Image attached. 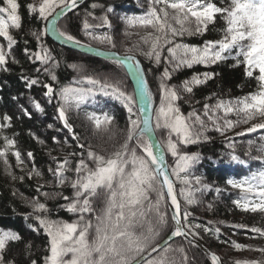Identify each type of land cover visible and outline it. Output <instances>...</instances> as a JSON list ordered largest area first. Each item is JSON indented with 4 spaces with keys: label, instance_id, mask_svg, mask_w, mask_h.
I'll list each match as a JSON object with an SVG mask.
<instances>
[{
    "label": "snow or ice",
    "instance_id": "6c2138e0",
    "mask_svg": "<svg viewBox=\"0 0 264 264\" xmlns=\"http://www.w3.org/2000/svg\"><path fill=\"white\" fill-rule=\"evenodd\" d=\"M135 2L139 11L119 19L122 34L125 37L136 34L140 43L125 48L122 56L112 53L110 57L117 67L125 70V76L131 73L136 78L131 92L123 79L111 74H89L76 63L68 65L75 75L65 85L54 87L53 83L40 80L44 75L59 84L55 70L60 61L41 42L46 32L51 31L65 44L92 51L91 44H83L70 32L62 31L58 23L67 12L79 9L81 0H27L23 5L19 0H3L0 5V38L6 41L0 44L2 71H10V62L19 63L12 49L20 41L11 30L24 28L21 9L31 19L47 22L43 32L29 29L39 50L25 47L24 53L32 65L38 61L40 66L34 68L35 77L22 74L21 79L29 90L33 86L42 87L49 104L55 100L54 119L60 124L55 130L66 133L62 138H51L57 147L47 153L51 179L46 183L52 191L39 184L33 197L20 196L21 203L30 209L22 214L25 221H30L29 230L37 235L42 231L47 237L42 264H194L195 257L189 258V249L200 248L208 255L199 243L203 239L201 231L217 239L221 234V228L211 220L194 222L196 217L191 209L201 205L203 197L213 192L219 197L232 190L235 198L231 203L236 209L264 214V0ZM114 12L108 0H93L84 9L78 30L84 37L108 45L109 50L115 49L118 30L110 19ZM218 25V39L204 40L201 46L185 42L186 37H202ZM100 29L105 31L98 32ZM23 43L27 45L29 41L24 39ZM133 48L136 53L130 54ZM137 56L149 61L148 71L157 73L155 96ZM229 59L235 61L234 66H244L245 76L255 81V90L227 100L213 93L200 108L185 101L191 110L184 114L179 101L185 94L194 96V89L207 85L216 73L205 71L171 84L173 74L182 68L194 65L208 68ZM214 98L215 103L208 102ZM108 100L118 102L125 112L123 128L115 114L106 110ZM31 102L35 110L44 113L38 101L33 98ZM21 112L28 118L32 116L23 106ZM11 120L6 113L0 117V162L15 181L17 177L9 171L12 165L8 157L15 158L21 171L24 160L16 140L3 134L11 127ZM77 120L81 122L80 130ZM157 132L162 138H157ZM211 133L223 137L226 146V151L213 153L217 161L247 169L241 179H228L224 188L206 183L202 175L195 174L197 166L212 157L189 150L190 146L211 143ZM249 134L256 135L249 138ZM236 137H245L243 152L238 151ZM33 138L45 145L34 134ZM57 150L65 155L53 156L52 152ZM27 156L33 161L27 178H43L44 173L35 167L33 153L29 151ZM24 178L19 179L23 182ZM65 186L70 195L64 194ZM48 201L55 203L57 218H52L53 208ZM213 207L212 202L206 205L208 211ZM60 211L71 213L76 219L65 221L58 217ZM218 224L233 229L248 228L264 238V228L256 225L249 228L243 223ZM176 238L182 242L176 243ZM223 242L237 251H257L264 256V247ZM19 243H24L27 264H37L32 242H25L16 230L2 228L0 264H17L11 253L12 245ZM210 259L211 264H223L215 253L210 254ZM233 264H264V261L237 260Z\"/></svg>",
    "mask_w": 264,
    "mask_h": 264
},
{
    "label": "trees",
    "instance_id": "16d2710c",
    "mask_svg": "<svg viewBox=\"0 0 264 264\" xmlns=\"http://www.w3.org/2000/svg\"><path fill=\"white\" fill-rule=\"evenodd\" d=\"M23 5L27 0H19ZM93 0H86L79 9H74L69 12L65 17H63L59 26L62 31L70 32L72 35L76 36L81 42L91 44L93 47L101 48L107 51H114L120 54L125 53V48L133 47L140 43V38L136 34H131L125 37L122 34V22L119 17L127 15H132L133 12H138V8L135 0H108L114 8L115 12L110 14V19L114 28L118 30L116 35L117 47L115 49L109 50V46L106 44H100L99 42L92 41L87 37L83 36L80 32L79 22L80 18L84 15V9L92 3ZM3 4V0H0V5ZM21 13L24 14V28L20 31L11 30V34L16 37L20 42L14 46L12 49V55L19 61V63H9L8 68L10 71L0 70V117L5 113L12 117L11 127L4 130V135L9 138H14L16 140V147L22 154L24 160L23 171L20 167L16 166L15 158L11 155L8 157L12 167L9 171L14 172L17 179L12 181L11 178L5 173V165L0 162V228L8 230L18 231L24 241H31L35 251L34 257L37 259V264H42V257L46 255L44 248L47 245V237L41 233L37 235L28 228V223L30 221H25L23 219L24 213L30 211L28 207L20 201V196L23 194L25 197H33L35 195V188L39 184H44L45 189L52 191V189L47 187V181L51 179L50 174L47 171L51 160L48 156V151L51 148L57 147L52 141L53 136L62 138L66 133H57L56 128L60 127L58 121L54 119L55 116V100L49 104L47 99L44 97V89L40 86H33L30 90L26 87L25 82L21 79V75L36 76L34 68L39 67L40 64L37 61L35 65H32L27 56L24 53V48H29L30 51H38V45L35 38L29 34V29L32 31L39 30L43 32L47 22H41L38 20H33L27 16L25 10L22 8ZM77 13L79 15H77ZM97 14L100 12L97 10ZM219 25L216 29L209 31L204 36L186 37L185 42L191 43L196 46H201L204 40L218 39ZM104 29L98 30V32H103ZM144 33L141 32V35ZM27 39L29 43L25 45L23 40ZM41 42L43 45L52 50V55L60 61L59 67L55 70L56 75L59 78V84H55L48 77L41 75L40 80L46 83H53L54 87H59L60 85H65L70 82L75 73L68 65L76 63L81 66L89 74H111L119 79H123L124 83L127 85V89L131 92L134 88L130 75H124V69L119 68L115 65L114 61L99 58L81 51L73 50L64 47L51 39V37L46 32L41 36ZM0 44H6L3 38H0ZM136 49L133 48V52L130 54H135ZM141 60L144 72L149 82V87L153 91L154 96L157 95V73L155 71H148L151 67L149 61L144 59L142 56H137ZM235 61L229 59L227 61L219 62L216 65L206 68L203 65H194L192 68H182L179 72L173 74V79L169 82L171 84H178L184 79H190L194 74L203 73L205 71H211L216 73L214 79L210 80L207 85L200 86L194 89V96L184 95V99L179 101L181 111L187 114L191 110L188 103L185 101H191L192 106L196 108L202 107L207 96L216 93L219 97L225 100L229 98L242 97L248 93L255 90V81L249 79L245 76L244 66H234ZM12 97H17L18 99L13 100ZM38 101L44 108V113H40L34 109L32 104V99ZM196 101H200V104H196ZM210 103H215L214 98ZM21 106L27 108L31 113V118H28L21 112ZM106 110H110L115 114L117 122L120 127L124 126V116L121 105L114 101L108 100L106 103ZM80 121L77 120V130H80ZM52 124L53 128H48V125ZM240 130V129H237ZM17 134V135H13ZM39 137L40 140L45 141V145L39 143L33 138ZM213 136V141L211 143L201 144L199 146H190L189 150L192 152L200 151L205 157H212L211 160H204L200 165L197 166L195 170L196 175H202L206 183L212 184L215 187L224 188L226 187V181L228 179H241L243 175L247 174V169L240 166H229L221 164L217 161L216 156L213 153H221L226 151V146L222 143L223 137L215 133H211ZM256 134H249V138H254ZM157 137L162 138L161 133L157 132ZM235 143L237 144L238 151L243 152L245 149V137H236ZM74 147V146H73ZM70 151L71 149H67ZM31 151L34 155L35 167L44 173L43 178H33L28 179L27 173L31 170L33 161L27 156V152ZM53 156L63 157L65 155L64 151H53ZM171 163V159L169 158ZM55 167V165H53ZM255 168V164L253 165ZM24 176L23 182L20 181V177ZM65 195H70L71 191L67 186L63 189ZM15 192L17 195L13 197L12 193ZM235 196L232 190L223 193L219 197L213 192L203 197L204 202L191 209L193 211L196 223H204L208 220L217 223V226L221 228V234L219 239L215 235H205L201 231V236L203 239L200 240L206 247L211 251L216 252L222 256L223 264H233V261H243V260H261L264 261V256H262L257 251L242 250L237 251L233 249L230 243H224L223 241H236L242 245L253 247V244H264V238H259L257 234L249 231L248 228L245 229H233L225 227L224 225L218 224L219 221H224L226 224L233 223H243L249 226L253 225L264 228V219L260 213L251 214L244 213L239 209H236L232 205L231 200ZM43 201V198L41 197ZM63 202V201H60ZM212 202L214 207L212 211H208L206 205ZM48 206L53 208L52 218H57L55 212V203L48 201ZM15 210V211H13ZM58 217L65 221L73 222L76 217L67 213L66 211H60ZM235 232V234H233ZM180 238H176V243H181ZM185 247L186 242H183ZM12 255L17 259V264H27L25 259L24 243L13 244L12 245ZM188 256L191 259L195 257L194 264H211V259L199 248H191L188 251Z\"/></svg>",
    "mask_w": 264,
    "mask_h": 264
},
{
    "label": "water",
    "instance_id": "95a60500",
    "mask_svg": "<svg viewBox=\"0 0 264 264\" xmlns=\"http://www.w3.org/2000/svg\"><path fill=\"white\" fill-rule=\"evenodd\" d=\"M85 1H86V0H81V4H80V6H81ZM72 11H73V10H72ZM70 12H71V11H70ZM68 13H69V12H67L66 15H67ZM66 15H65V16H66ZM65 16H64V17H65ZM62 18H63V17H61L60 20H61ZM60 20H59V21H60ZM59 21H58V23H59ZM47 33H48V35L51 37V39H52L53 41H55L56 43H58V44H60V45H62V46H64V47H67V48H70V49H73V50H77V51H81V52H84V53H87V54H90V55H93V56H96V57H99V58H103V59H107V60H112V61H113V59L110 58V57L112 56V53H116L117 56H122V55H123V54H120V53H118V52L107 51V50H103V49H101V48H97V47H92V51H88L87 48L78 47L77 45L72 44V43L65 44L64 41H63L62 39L58 38L57 35L53 34L51 31H48ZM82 43H83V42H82ZM83 44H86V43H83ZM97 53H99V54H97ZM129 75H130V78H131V80H132L133 86L135 87V86H136V78L133 77V76L131 75V73H129ZM157 138H158V137H157ZM199 243H200V245H202L203 248L208 252V256H209V257H210V254H211V253H215V252L211 251L208 247H206L202 242L199 241ZM199 249H200V248H199ZM200 250H201V249H200ZM203 252L205 253V251H203ZM215 254H217V253H215ZM217 255H218V254H217ZM218 256L221 258L220 255H218ZM221 260H222V259H221Z\"/></svg>",
    "mask_w": 264,
    "mask_h": 264
},
{
    "label": "rangeland",
    "instance_id": "374dc122",
    "mask_svg": "<svg viewBox=\"0 0 264 264\" xmlns=\"http://www.w3.org/2000/svg\"><path fill=\"white\" fill-rule=\"evenodd\" d=\"M253 247H264V244H253Z\"/></svg>",
    "mask_w": 264,
    "mask_h": 264
}]
</instances>
